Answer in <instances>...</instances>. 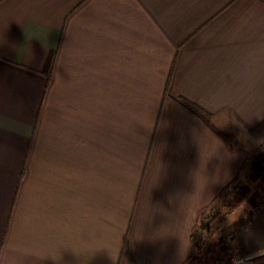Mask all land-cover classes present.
Returning <instances> with one entry per match:
<instances>
[{"label":"crops","instance_id":"1","mask_svg":"<svg viewBox=\"0 0 264 264\" xmlns=\"http://www.w3.org/2000/svg\"><path fill=\"white\" fill-rule=\"evenodd\" d=\"M262 145L259 0H0V264H184Z\"/></svg>","mask_w":264,"mask_h":264},{"label":"rangeland","instance_id":"2","mask_svg":"<svg viewBox=\"0 0 264 264\" xmlns=\"http://www.w3.org/2000/svg\"><path fill=\"white\" fill-rule=\"evenodd\" d=\"M254 172L256 176L254 175V177L251 179L250 176H252V173ZM257 195H258V199H256ZM234 198L239 199L237 201H240V203L242 202L247 203V202L254 201L255 203L252 206L253 213L258 211L261 205L264 203L263 201V198H264V145L248 153L247 165L243 169L240 179L236 180V182L232 186L231 195L228 197L225 196L224 198H219L212 204V207H214L215 216H214L213 221L210 222L208 231L205 232L206 237L215 236L213 235V233H210V229H212V231L214 230V232L215 231L217 232L218 228L216 229V225H218L219 223L223 221V219L225 218V214H228L229 212L233 211V207L231 206L233 205V203L235 204V202H233ZM205 211L203 212V214L205 213ZM202 216L200 217L199 222H198V225L200 226L202 222ZM234 218H235V215H232L229 221L233 223ZM245 224L246 222L241 223L240 224L241 227L239 226V228H236L235 231L233 232L228 231V230L226 231L221 230L217 232L216 237L213 240V243L216 244L215 240H217L221 234L237 233L240 229L244 228ZM198 225H196V227H198ZM200 226L198 227L196 231L197 235H200L202 232L200 229ZM226 226H227V223H226ZM193 251L194 252L192 253L193 254L192 261L188 262V264H211V257L208 256V253H204V252L198 253L196 250H193ZM219 255L222 260L221 264H225L228 261L226 253L220 252ZM240 258L250 259L247 264H254L255 260L260 258V256L259 255L250 256V257L246 256L243 258L240 256Z\"/></svg>","mask_w":264,"mask_h":264},{"label":"trees","instance_id":"3","mask_svg":"<svg viewBox=\"0 0 264 264\" xmlns=\"http://www.w3.org/2000/svg\"><path fill=\"white\" fill-rule=\"evenodd\" d=\"M259 1L264 3V0H259ZM180 103L182 104V106H184V107L190 109L191 111L199 114L200 116L204 117L205 119H207V120L210 119L209 115L204 114L197 107L190 105L188 103H185L183 101H180ZM235 182L236 181H233L228 186H226L223 189L219 198H224L225 196L226 197L230 196L231 191H232V186L234 185ZM197 229H198V227L195 226L194 229L192 230V234H191V242L193 245V249L196 250L198 253H201V252L208 253V256L211 257V264H221L222 260H221V257L219 255L220 252L218 249V245L213 243L211 238H207L205 235V232H202L200 235H197V233H196ZM124 250L127 251V244L126 243H124ZM192 253L188 257V259L184 262V264H188V262L192 261V255H193ZM240 256L242 258L246 257V255L242 252L241 249H240Z\"/></svg>","mask_w":264,"mask_h":264},{"label":"built area","instance_id":"4","mask_svg":"<svg viewBox=\"0 0 264 264\" xmlns=\"http://www.w3.org/2000/svg\"><path fill=\"white\" fill-rule=\"evenodd\" d=\"M212 204L207 208V210L203 214L201 226L198 225V227L200 226L202 232L208 231L210 222H212L214 219L215 211L214 207H212ZM237 234L238 232L221 234L216 240V244L218 245L220 252L226 253L227 255L228 261L225 264H247L250 260L240 258V247L237 244Z\"/></svg>","mask_w":264,"mask_h":264}]
</instances>
